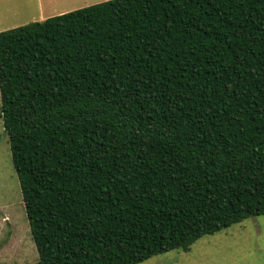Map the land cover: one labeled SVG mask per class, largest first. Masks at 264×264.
I'll return each instance as SVG.
<instances>
[{
    "label": "trees",
    "instance_id": "1",
    "mask_svg": "<svg viewBox=\"0 0 264 264\" xmlns=\"http://www.w3.org/2000/svg\"><path fill=\"white\" fill-rule=\"evenodd\" d=\"M0 120L32 264H137L264 215V0H105L0 31Z\"/></svg>",
    "mask_w": 264,
    "mask_h": 264
},
{
    "label": "rangeland",
    "instance_id": "2",
    "mask_svg": "<svg viewBox=\"0 0 264 264\" xmlns=\"http://www.w3.org/2000/svg\"><path fill=\"white\" fill-rule=\"evenodd\" d=\"M19 11L16 0H0V31L31 22ZM37 259L0 120V264H32ZM137 264H264V215L204 235L188 251L170 250Z\"/></svg>",
    "mask_w": 264,
    "mask_h": 264
},
{
    "label": "crops",
    "instance_id": "3",
    "mask_svg": "<svg viewBox=\"0 0 264 264\" xmlns=\"http://www.w3.org/2000/svg\"><path fill=\"white\" fill-rule=\"evenodd\" d=\"M10 0H6L8 2ZM21 7L19 15L27 16L29 21H41L47 17L62 14L83 6L105 0H16Z\"/></svg>",
    "mask_w": 264,
    "mask_h": 264
}]
</instances>
